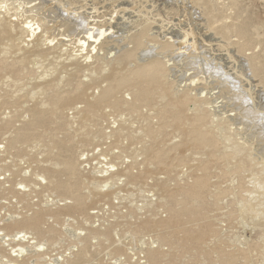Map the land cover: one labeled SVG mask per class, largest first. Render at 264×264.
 I'll use <instances>...</instances> for the list:
<instances>
[{
    "label": "rangeland",
    "instance_id": "1",
    "mask_svg": "<svg viewBox=\"0 0 264 264\" xmlns=\"http://www.w3.org/2000/svg\"><path fill=\"white\" fill-rule=\"evenodd\" d=\"M3 1L6 2L2 4ZM196 1L197 0L0 1L2 6L5 5L6 7H8L9 10H7V12L10 14H13L15 13V11L19 10V12H22L21 3H25L24 5L27 4V6H31V8L27 9L28 12H25L23 16L24 18L21 17L22 20H38L39 22L41 21L42 24L46 25L51 23L48 26H52L53 31L51 30L52 32L50 31L48 33L51 36H48L47 34L46 38L55 37L54 42H58L57 46H55L56 48L60 47L59 38H61L60 34H62L63 30L62 25H64L67 21L69 22L70 17H72L73 20L74 15H78L80 17L79 20L82 22V25L77 31V27H75L76 25H74L73 23L71 24V26H69V30H71L70 32L72 33L79 34V37L85 35L88 29L87 25L90 24L102 26L104 29H108V32H110L106 44L108 46L104 47V50H102L103 53H101L102 51L100 50L97 52L98 54H95L94 56L92 55V59L94 58V61L90 60L91 58L85 60L83 55L82 58L80 57V55L75 56L73 52H71L72 54L66 52L67 50L59 51L61 50L60 48L58 50L55 48V51L49 50V48L47 49V47L50 46L48 45V40H46L42 45V49H44L45 52L49 53L47 56L48 58L46 57V59L44 60L39 58H36V60H34L33 58H30L24 64L26 65V69L22 72L19 70L20 64H23L22 54L24 50L16 51V48H12L11 46H9L8 50H6L4 46H0V65H2L0 66V69H3L0 70V179L1 177H4L6 175L4 173H8L11 177L12 182V184H8V188H6L5 186L4 188H0V203L11 200V203H8V205H6L5 207H0V223L1 221L7 223L11 221L13 217L14 219H16L15 217L17 216H29L30 214L32 215L36 209H38V212L43 210L44 213L52 214L54 216L60 213V218H49V223L47 222L45 226L43 225L44 228L49 229V226H51V228L54 229V234L50 232V236H47L49 232L43 230L41 231L40 228V223L43 224L45 219L43 216L44 213L40 212V214L36 213L34 215V218H36L39 222V239L45 237L44 239H47L49 243L50 241H55V239H57L55 238L56 236H53L55 235V233L56 235L62 236L65 234V236L63 237L59 236V239H61L59 241L60 248L58 247V245H56L58 248L54 249L55 251L62 253L68 245L70 246L69 243L84 241L87 239L88 245L90 246H88V248L90 249L88 250V256H86L84 259L76 261L74 264H111L112 262H114L115 264L117 258H124L126 260L124 264H130V261L134 259V255L133 253H131V251H129L128 247L137 249L141 246H139L137 242L131 239L132 236L129 235V232L134 228L133 222H138L143 218L136 219L139 217L135 216V221L131 222L132 219H130V216H128L127 219L125 218L126 215L113 216V214L110 212H100L96 209V207L99 208L106 205L107 202L111 200V195L108 194V197V191L104 192L99 190V186H97V183L98 185L100 183L97 181V179L95 177L93 178V176L91 177V175L89 174L82 173L76 161L78 160L80 151L84 150L85 148H91L93 143L97 145L100 142L99 144H101L104 142V139L103 137L100 138L101 136L99 135H101V133L98 134L97 138L95 139L94 136H92L94 134V131L92 130L93 132L90 136L94 138L93 140H91L92 142H88L89 144L85 143L84 146H81L79 142L81 141V135H83L82 132L84 133L85 131L81 132L80 130L81 133L79 132L81 123H78L77 118L74 116L78 115L77 110L80 111V107L81 110L83 109L82 106L85 105L84 102H92V99L99 98L102 92V88H104L108 83V80L106 81V78L110 74L112 75V72L116 71L119 74L128 75L131 73L130 71L134 69V66L136 65L135 63L143 64L147 61H151L153 59L155 60L156 58L158 59L159 57L160 59L158 60L165 62V65L167 63L166 69L169 68L167 69L166 79H168L170 85L173 86V94H169L170 96L167 95L166 99H163L164 101H161L158 97H156L154 100L146 103L140 102L139 104L135 105L138 107L134 106V110L131 111L129 110L130 108L127 107L126 103H132V101L134 100L132 99L133 95L131 94L129 88L122 87L115 93V98L118 99V101L121 103L120 108H110V105H107L105 102L100 105V110L103 109L104 112L101 118H103L104 115L105 118H107L106 114L109 115L110 113H112L111 110L114 109V111H112L114 112L113 114L115 116L119 114V116H117L118 118L121 117L122 121L124 120L126 123H129V125L132 124L130 126L127 125L128 127L124 128L122 133L124 139L120 144L117 143V146H119V148L121 147V153L116 154V156L114 157L115 161L113 162H120L119 164L123 165L121 166L123 167L122 170L124 169V171H126L125 174L127 173V170L129 168L132 175L137 177L140 176L139 179L137 177H135V179L133 176L128 174L130 178L132 177L135 180L143 181L144 179H148L153 176L159 179L156 181L160 183L159 192L163 196L161 200L162 206H165V200H167L169 196L171 199H173V201L179 202V198L181 197V189L179 188H182L183 185L190 184V182H192L194 179H197L199 176L200 179L203 178V180H207L205 181L207 185L205 184V187H202L203 193L199 194L201 196H198L202 206L199 210L200 213H198L194 221L188 222L183 219L179 220V218L177 219L175 216H173V218H171V226H167V228L164 226V228H166V231L169 230L167 231V233L169 232L168 235L172 238L171 240H168V243L163 242V246H165V248L164 252L162 253L169 256L166 259L172 261L175 259L176 264H199L200 262V264H219V260L216 256L220 254L219 252L223 251V256L226 253L224 256L226 259L229 258L230 255H234L230 257L233 264H264V165H261V167L260 164L254 165V163H256L257 161H259L257 163H260L261 161V164H264V157H262L264 156V0ZM41 4L42 7L40 6ZM6 9L7 8H5V11ZM10 9L12 12H10ZM69 9L73 10L71 15H67V13L65 12V10ZM52 19L55 20L53 21ZM58 29L59 31H57ZM82 30L83 32H81ZM141 30H145L146 32L142 48L144 49L149 47V51L143 52V50L140 49L135 54L136 57H134L130 62L126 64H121V62L116 63L119 60H117V58L115 57H118L119 59V56L122 54L120 53V51L122 52L125 51L126 48H130V38L132 37V35ZM18 36L19 35H17L16 38ZM62 42L70 43L66 41ZM30 44L31 42H27L26 44H22V47H24V49H27L28 47L31 48L32 44ZM166 44H168L167 46L173 44L174 47L177 48L178 46L180 49L184 48L185 51L184 53L177 55L178 48L175 52H170L172 50H170L169 48H165V50H162L163 53L159 50L162 54H155V51H157L160 46H164ZM25 45H27L28 47H25ZM117 45H120L118 47V50H116L115 47ZM72 46H74V44H71V47ZM86 51H88V49ZM109 51L111 52V54ZM54 52L57 53L55 54ZM78 52H82V54H84V50ZM60 53H64L65 55L62 54L64 55L62 56L60 55ZM52 54H55V56ZM78 54L79 53H77V55ZM96 55H98V57ZM101 56H103V59H99L102 58ZM169 56L172 57L169 59ZM57 57H59L60 60H58L59 58ZM61 57H63L65 60ZM67 59L69 60V62L67 61ZM70 60L71 63H74V61L76 62V60L77 62L82 63L80 65L81 71L77 72V74H73V81L76 84L81 83L80 85L83 88L82 90L84 94L82 96L72 98L70 101H68V104L66 103V105L63 106L62 111L56 114V116H53L54 120L52 117H48V120L45 123H38L33 126V118L35 119L37 115L35 113L38 108H40V105H38V103L40 104V102L45 101V88L43 89V86H46L51 82L59 81L60 86L58 89H60L61 95H66L69 92L67 89H65L62 82H64V79L69 76L72 66H70V68H67L66 66L70 64ZM62 61L64 62L62 63ZM106 64H108V66ZM171 64H173L174 66ZM193 71L196 75H194L193 73H189ZM186 73H189L188 76ZM201 77H203V79ZM199 78L201 79L199 80ZM195 81H197L198 83ZM191 83L193 84L191 85ZM221 92L227 94L222 95ZM189 93H191V96L189 95ZM180 94L182 96H187L188 99L189 97L194 98H191L184 106L183 115L188 124L190 123V125H195V123L193 122V117H195L196 115L215 113L213 115L214 121L212 123H210V120H208V118L207 121L204 122V126L196 124V127L197 125L200 127H193L194 130L199 129L198 131L202 132H209L213 129L215 133H217L216 137H214L215 141L217 140L215 142V145H212L211 143H199L194 139L182 142L184 136L183 131L178 129V127H176L174 122L171 120L170 115L164 114L163 111L165 108V104L167 102L169 103L173 99L179 98L181 96ZM218 94H220V97L218 96ZM229 94H235V97L240 101V105H242L243 107H253V105L255 106L256 104L257 106H255L254 108V119L251 116L245 115L240 106H237L236 104L235 106L233 100H230ZM204 95L207 96L205 97ZM200 96L204 97L205 100L199 98ZM216 96L218 97L216 98ZM250 97L253 98L255 104H252L250 102ZM206 100L208 103L206 102ZM203 101H205V103L207 104H205ZM193 102L196 105H194ZM202 104H204V106ZM212 104H214L215 106ZM76 105L79 108H77ZM74 106L76 110H74L75 108H72L71 110L70 107ZM211 107L213 110L211 109ZM137 108L139 110L135 111L137 110ZM206 108H209V110ZM105 110H110V113H107L109 111L106 112ZM260 110H263V113H261ZM73 112H75L76 114ZM230 112L232 113L230 114ZM100 114H102L101 111ZM113 114L111 115L113 116ZM101 118L99 119L100 121H98V123L94 126V128L98 129V127H100L97 125H100V122L102 123V121L104 120V118ZM223 118L225 119V124L223 123V121H221ZM120 122L121 121H118V125L120 124ZM70 123L72 124L71 126L69 125ZM218 123L222 126H218ZM221 123H223L224 126ZM226 123H232L234 125H227ZM215 124L217 126H215ZM225 125H227L228 129ZM74 127H76V130L73 129ZM224 128L226 130H224ZM74 133L78 134L75 135ZM16 138L17 140H15ZM228 138L230 140L235 138L239 143H248L247 145L249 147L251 145V160L254 159L255 162L252 165L248 159L246 160V173H241L240 171L235 172L234 169H232L234 167V160L230 158H228L229 160H226V158L223 156V151L226 150L224 146L228 145ZM60 140L61 142L67 144L63 149L59 148L61 149V152L60 150L58 151V147L56 146V141ZM42 145H48L49 148H44L42 147ZM51 145H53L52 148H50ZM100 148L104 151L103 146H101ZM176 151L179 152V154L177 155L178 157L174 156ZM226 151L228 152V150ZM156 153L159 154V158H162L161 163H159L160 161H156L154 156ZM210 154H215L216 156L212 155L210 158ZM112 155L113 152L110 151V156ZM258 155H262L261 158H259ZM134 158H136L135 161L137 163L133 161ZM217 158H219L220 160H217ZM255 158L259 160H256ZM46 159H52V161L54 162H60L61 160L65 159L70 164L71 173L74 176V190L75 192L77 191L78 194H81L86 203L84 210H79V212L76 214L70 210H65V207H59V209L58 207L52 208L36 205L33 204L32 195L28 196L18 194L16 193V191H12V188L15 187V182L21 180L26 181L25 183L28 184L32 183L30 186L34 189L33 186L36 185L34 180L35 178L30 176V174L34 171L40 173V171L34 170L35 168H33L32 166L34 165L35 160L45 162ZM213 159L215 162L213 161ZM122 161L124 162L122 163ZM125 161L128 162L125 163ZM193 162L195 164H193ZM199 162L201 163V165ZM22 163L26 165V170L23 169L24 166ZM129 163H134L133 167H128ZM200 166L203 167V169ZM205 166L211 167H207L209 168L208 171L205 170L204 172V169H207ZM134 167L136 173H134L135 171L131 172V170H133L131 168ZM184 167V171L181 170ZM122 170L121 173L123 172ZM206 172L207 174H205ZM178 174L185 175L181 177L183 179L186 178L185 180L181 181L182 183L179 182L181 178L176 183H174L173 180L164 182L168 176L174 178V180H177L176 178ZM189 176L190 178L188 180ZM204 176L210 178H204ZM163 178L165 179L163 180ZM86 180L87 182H92L95 180L94 184H92L95 189V196H93V198H87L86 191L83 189L85 187V184H87ZM203 180L201 179L200 181ZM170 182H173L172 185L170 184ZM117 184L118 183H116L115 185L117 186ZM120 184L123 183L121 182ZM177 186L179 187L176 188ZM189 186L190 185H188L185 189H187ZM178 189L179 191H177ZM49 190L53 193V190L50 187ZM169 193L173 194L170 195ZM36 194L38 195V193ZM126 194L130 198H132L130 189L126 191ZM53 195H57L58 198L67 197L66 195L60 194L58 192ZM136 198H138L137 195ZM120 202L127 207L130 205L128 202H126L125 198ZM129 202H132L131 199ZM249 204L253 206L252 210L249 209ZM172 205L171 208L174 209L175 206ZM246 208H248V211H246ZM48 210L54 211V213H49ZM97 211L99 212L95 217V214H92V212L95 213ZM230 212H232V214ZM66 213H69L71 216H69L68 214L66 215ZM38 214L41 218L38 216ZM129 214L133 216V211H129ZM199 214H201V216ZM229 214H231L232 216ZM66 216H69L70 219H66ZM158 216L161 217L162 215L160 216L156 214V217ZM71 217L74 218V221ZM174 217L176 219H174ZM161 218L163 220L165 219V221L162 222L163 225L165 222V224L168 223L167 220L169 217L165 210L164 215ZM88 222L89 226H87ZM92 222H94L97 227H99V225L103 222L100 226L102 228L99 227V231L102 232L103 226H106L104 227V230H107L109 232L110 239L104 241L98 240L96 237V233H98L99 231H97V227L96 229L94 228L95 224H92ZM175 222L176 224L174 227ZM183 224L187 225H184V227ZM69 225H71V228L69 227ZM92 227L96 231H93ZM186 227L190 228L189 230L193 232L191 234L194 237L192 238V242L190 245L186 243V241L183 242L186 243V246H188L187 249H183L178 245L181 244V239L186 237L185 235H183L184 233H182L184 229H188ZM205 228H212L211 235H208V233H203V231L205 232ZM65 229L68 230L65 231ZM76 229L77 231H75ZM88 229L93 231L96 236L91 233L94 236L93 237L90 232L88 233ZM110 229L112 230L110 231ZM7 230L10 233L13 229L7 228ZM140 230L141 232L137 235L138 237H141L143 235H153L157 240V235L154 231L148 232L145 228L142 227ZM76 232L77 236L75 237L74 235L76 234ZM84 232L88 233L89 235L85 234ZM198 232L200 234H198ZM196 234H198V236L200 235V237H198ZM68 235L71 237H69ZM175 235L177 236V238H175ZM189 236L190 235H188V237ZM48 237H50V240H48ZM203 237H205V239H203ZM75 238L82 239H77V241L74 240ZM198 238H200V241ZM90 240L92 242H90ZM117 240L119 243H116ZM75 245L76 247H78L77 249L76 247L75 249H73L72 247L70 248L73 249L72 252L75 251L78 253L79 246L76 243ZM256 245H261V248L257 247ZM257 248H259V251L257 250ZM75 252L74 254L76 255L77 253ZM228 252H230V255L227 254ZM155 253L160 252L156 251ZM145 254L147 257L148 254L146 251ZM193 254L197 255L195 257H192L191 259L190 257ZM71 257L72 255L70 256V258ZM57 258L58 256L55 259H50L57 260ZM62 258L63 257H60L58 261H54L53 263H62ZM69 260L68 262H71ZM46 261L43 263L50 264L48 257ZM136 262L137 259H135V264ZM30 263L33 264L35 262ZM38 263L41 264V262ZM53 263L51 262V264ZM170 264L175 263L173 261Z\"/></svg>",
    "mask_w": 264,
    "mask_h": 264
},
{
    "label": "bare ground",
    "instance_id": "2",
    "mask_svg": "<svg viewBox=\"0 0 264 264\" xmlns=\"http://www.w3.org/2000/svg\"><path fill=\"white\" fill-rule=\"evenodd\" d=\"M0 1H2V0H0ZM197 1H199V0H197ZM5 2L3 1L2 4L5 3ZM11 2H12V0H11ZM2 4L0 2V46H4V48L6 50H8L9 46H11L12 48H16V51L24 50L23 54H22L23 55L22 56L23 64L22 63L20 64V70H19V71L22 72L23 70L26 69V65H24V64L30 58H33L34 60H36V58L37 59L38 58L39 59H43V60L46 59V57L48 56L49 53L45 52L44 49H42V45L45 43L46 40H48V45L50 47H53V48L47 47V49L49 48V50H54L56 48L55 46H57L58 42H54V38L55 37L54 38H50V37L46 38V35L53 29L52 26H48L51 23L46 25V24H42L41 21L39 22L38 20H33V19L30 20V21L25 20V19L22 20L21 17L24 16L25 12H28L27 9L31 8V6H27V4L24 5L25 3L24 4L21 3L22 12H19L20 11L19 10V11H15V13H13V14H10V13L7 12V10H9L8 7H6L5 5L2 6ZM6 4H8V3H6ZM40 6L42 7V4ZM5 8H7L6 11H5ZM18 8H19V6H18ZM38 8H40V7H38ZM72 11L73 10H70V9L69 10H65L67 15H71ZM10 12H12L11 9H10ZM54 14H55V12H54ZM79 19H80V17L78 15H74L73 20H72V17H70L69 18V22L67 21V22H65L64 25H62V29L63 30H62V34H60L61 38H59V43H60L59 44V46H60L59 48L61 50H59V51L67 50L66 52H69V53L73 52L75 54V56H79L80 55V57L82 58V55H83L85 60H87L88 58H91L90 60L94 61V58L92 59V55L94 56L95 54H98L97 53L98 51H100V50L102 51V50H104L105 46H108L106 44H107L110 32H108V29H104L102 26H98V25H95V24H90V25H87L88 29L86 28L87 31H86L85 35L83 34L84 36L79 37L80 36L79 34L72 33V32H70L71 30H69V28H70L69 26H71V24L74 23V25H76L75 27H77V31H78V29L82 25L81 24L82 22ZM47 21H49V20H47ZM56 21H57V19H56ZM50 22H52V21H50ZM52 23H54V22H52ZM56 26H59V25H56ZM83 28H85V27H83ZM57 31H59V29ZM73 32H74V30H73ZM81 32H83V30ZM145 33H146L145 30H141V31H138L137 33H135L134 35H132V37L130 38V42H129V43H131L130 48H126V50L122 51V52L120 51V53H122V54L119 56V59H118V57H115V58H117V60H119L116 63L121 62V64H126V63L130 62L134 57H136L135 54L140 49H142L143 52L144 51H149V49H150L149 47H148L149 49L148 48H144V49L142 48L143 44H144V38L146 36ZM17 35H19V36L16 38ZM48 36H51V35L48 34ZM62 41H66V42H70V43H65V42H62ZM27 42H31V44H32V45L30 44L31 48L28 47L27 45H25V47L27 46L29 49L28 48L24 49V47H22L23 46L22 44H26ZM71 44H74V46L71 47ZM28 45H29V43H28ZM167 45L168 44H166L164 46H160V48L157 51L160 50L162 52V50H165V48H167V49L169 48L170 50H172L170 52H175V51H177V48H178V53L176 52L177 55L178 54H182L185 51L184 48L180 49L178 46L176 48V47H174L173 44H171L169 46H167ZM112 46H114V45H112ZM119 46L118 45L115 46L116 50L119 49L118 48ZM154 47H155V45H154ZM59 48H56V49L58 50ZM81 49L84 50V54H82V52H78V51H82ZM87 49H88V51H86ZM109 49H111V48H109ZM116 50H115V52H116ZM157 51H155V54L156 53H160V54L163 53V52L161 53L160 51L159 52H157ZM164 52H166V51H164ZM77 53H79V54L77 55ZM101 53H103V51ZM55 54H52V55L55 56ZM62 54H64V53H60V55H62ZM71 54H70V56H71ZM110 54H111V52H110ZM64 55H62V56H64ZM99 55H100V52H99ZM102 55H104V54H102ZM171 55H172V53H171ZM96 56L98 57V55H96ZM101 57L102 58H99V59H103V56H101ZM171 57L169 56V59ZM57 58H59V57H57ZM61 58H63V57H61ZM52 59H54V58H52ZM158 59H160V58L158 57ZM158 59L156 58L155 60L153 59V60L147 61V62H145L143 64L142 63L141 64L135 63L136 65L134 66V69L132 71H130L131 73L128 74V75H122V74H119L116 71L112 72V75L110 74L106 78V81L108 80V83H107V85L104 88H102V90H101L102 92H101V95L99 96V98L92 99L93 100L92 102H89V101L84 102L85 105L82 106L83 109L81 110V107H80V111L77 110L78 115L74 116V117L77 118V122L81 123V125L79 127L80 128L79 132H80V130H81V132L85 131L84 133L82 132L83 135L80 134L81 132L79 133L81 135V141L79 139L78 140L80 142L77 140L81 144V146L82 145L84 146L85 143L87 144L88 142H92L91 140H93L94 138L96 139L97 135L100 134V133H101V135H99V136H101L100 138L103 137V139H104V140L102 139L104 141L103 143L99 144L100 143L99 142L97 145H95L94 143L93 144L91 143L92 144L91 148H87V149L85 148L84 150L80 151V153L78 155V160L76 161L77 164L79 165V169H81L82 173L89 174V175H91V177L93 176V178L95 177L97 179V181L100 183L99 185L97 183V186H99V188H98L99 190L104 191V192L108 191L107 195L108 194L111 195V200L109 202H107L106 205H104L102 207H99V208L96 207V209L99 210L100 212H102V211L110 212V213L113 214V216H119V215L125 216L126 215L125 218H127V219H128V216H130V219H132L131 222L135 221L134 220L135 216L139 217V218H136V219H142L143 218L142 220H140L138 222H133L134 223L133 224L134 228L129 232V235L132 236L131 239L133 241L137 242L138 244H139V242H142V243H145L146 245H148V243H150V241H151V242H153V244L155 243V245H156L155 248H151V247L148 248L146 250L148 256L146 257V254H145L144 258L141 257V258L137 259L136 264H170L173 261L176 264V260L175 259L173 261L169 260V259H166L169 256H167L166 254L162 253V252H164V248H165V246H163L164 243L165 242L168 243L169 242L168 240L172 239L168 235L169 232L167 233V231H169V230L166 231V228H167V226H171L170 223H172L171 222V218H173V216H175L177 219L179 218V220L183 219V220H186L188 222H193L194 221V219L197 217L198 213H200L199 210H200V208L202 206L201 205V201L199 200L198 196H201L199 194L203 193L202 187H205V184H206L205 181H207L206 179L203 180V178H201L203 181H200L201 180L200 176L197 179H194L192 182L189 181L190 184H187V185L185 184V185H183L182 188H179V189H181V191H180L181 192L180 193L181 197L179 198V202L173 201V199H171L170 196H169V198L167 200H165V206H162L161 200H162L163 196L159 192V186H160L159 184L160 183L158 181H156V180H159V179H157V178H155L153 176V177H150L148 179H144L143 181L135 180L136 179L135 177H137V176L132 175L130 173L129 168L127 170V173L125 174L126 171H124V169L122 170L123 167H121L123 165L119 164L120 162H118V163L117 162H113V161H115L114 157L116 156V154H120L121 153V150H120L121 147L119 148V146H117V143L120 144L123 141L124 136L122 135V133H123L124 128L128 127L127 125H129V123H126L124 120L122 121L121 117L118 118L117 116H119V114L115 116L113 114L114 113L113 112L114 109H112L113 111L110 109L112 113H110V110H107L109 112H107L105 110L107 113H110V114L108 115V114L105 113L107 118H105V115H104V117H103L104 120L103 121L101 120L102 123L100 122V125H97V126H100V127H98V129L94 128V126L98 123V121H100L99 119L102 117V115L104 113L103 109L100 110V105L103 102H105L107 105H110V108H115V109L120 108L121 103L118 101V99L115 98V93L122 87L129 88L131 94L133 95L132 99H134V100L132 101V103L131 102L129 104L126 103L127 107L130 108L129 110H131V111H133L134 110L133 107L135 105L139 104L140 102L146 103V102H149L151 100H154L156 97H158L159 100L164 101L163 99H166L167 95L174 93L173 86H171L170 83L168 82V79H166V77H167V74H166L167 73V69H169V68L166 69L167 63L165 65L164 64L165 62H162L161 60H158ZM58 60H60V58ZM82 60H84V59H82ZM67 61L69 62L68 59H67ZM93 61H92V63H93ZM63 62L64 61H62V63ZM88 63H90V62H88ZM105 63H108V62H105ZM81 64L82 63L77 62V60H76V62L74 61V63H71V60H70V64H68L66 66L67 68L68 67L70 68V66H72L71 70H70V73H69V76L66 79H64L65 81L63 80L64 82H62L64 87H65V89H67L69 91L66 95H61L60 89H58L59 86H60L59 85V81L58 82H51L50 84H47L46 86H43V89L45 88V91H44L45 92V94H44L45 95V101L40 102V104L38 103V105H40V108H38V110L35 113V114H37L36 117L33 115L35 117V119L33 118V120H34L33 126L35 124H38V123L39 124L45 123L48 120V117H52L53 118V116H56V114H58L59 112L62 111L63 106H65L66 103L68 104V101H70L72 98L79 97V96H82L84 94L83 90H82L83 88L80 85L81 83L80 84H76L73 81V74H75V73L77 74V72L81 71V66H80ZM173 64H171V65H173ZM106 65L108 66V64H106ZM0 66H2V65H0ZM6 67H8V66H6ZM169 67H170V65H169ZM0 70H3V69H0ZM189 73L190 74L191 73L194 74V71L193 72H189ZM189 73H186L187 76H188ZM194 75H196V74H194ZM203 77H201V78L203 79ZM201 78H199V80ZM190 80H192V79H190ZM194 80H196V79H194ZM199 80H198V82H199ZM173 81H174V79H173ZM195 82H197V81H195ZM174 84H175V82H174ZM192 84L193 83H191V85ZM60 88H62V87H60ZM180 89H178V90H180ZM184 92H186V91H184ZM221 93H222V95L227 94V93H224V92H221ZM190 94L191 93H189V95ZM185 95H186V93H185ZM185 95L184 96L181 95L179 98L173 99L169 103L167 102L165 104V106H164L165 108L163 107L164 108V110H163L164 114H169L170 118L174 122L175 126L178 127V129H180L181 131H183L184 136H183V139H182L183 141L182 142H185L187 140L190 141V139H194V140L198 141L199 143H204V144L211 143L212 145H215V142L217 140L215 141L214 137H216L217 133H215V131L213 129H212V131H209V132L198 131L199 129L198 130H194V128L196 127V124H200V125L204 126L205 125L204 122L207 121L208 118H209L208 120H210V123H212L214 121L213 120V118H214L213 115L215 113L214 114L213 113L212 114L211 113L210 114L206 113V114H202V115H196L195 117H193L194 118L193 122L195 123V125L194 124L190 125V123L188 124V122H186V120L184 118L183 111H184V106L187 104V102L192 97L191 98L189 97V99H188V97L185 96ZM219 95L220 94H218V96ZM218 96H216V98ZM226 96H228V95H226ZM226 96H224V97H226ZM199 98H202V99L205 100L204 97L200 96ZM226 98H228V97H226ZM229 98H230V100H233L234 105L236 104L237 106H240V108L245 113V115L251 116L254 119V108L257 105L253 101V98L250 97V99H249L252 104L253 103L255 104V106L253 105V107H247V106L243 107L242 105H240L241 103L235 97V94H229ZM192 99H194V98H192ZM208 99H210V98H208ZM207 100H206V102H207ZM126 101H129V100H126ZM203 102L205 103V101H203ZM207 103H205V104H207ZM193 104L196 105L194 102H193ZM202 105L204 106V104H202ZM212 105H214V104H212ZM76 107H77V105H76ZM135 107H138V106H135ZM70 108L72 110V108L74 109L75 106L74 107H70ZM77 108H79V107H77ZM106 108H108V107H106ZM209 108H210V106H209ZM209 108H206V109L209 110ZM211 109H212V107H211ZM230 109H229V111H230ZM232 109H233V107H232ZM260 109H263V108H260ZM74 110H76V108ZM138 110L139 109L137 108V110H135V111H138ZM100 111H101L102 114H100ZM260 112L263 113V110H260ZM73 113H75V112H73ZM231 113L232 112H230V114ZM111 114H113V116ZM230 114H228V115H230ZM234 115H235V112H234ZM103 118H101V119H103ZM234 118H233V120H234ZM240 118H241V116H240ZM53 120H54V118H53ZM168 120H169V118H168ZM191 120H192V118H191ZM224 120L225 119L223 118L221 121H223V123H224ZM118 121H121L119 125H118ZM227 122H229V121H227ZM219 123H218V126H222ZM223 123H221V124H223ZM224 124H223V126H224ZM226 124L229 125L230 123H226ZM69 125L71 126L72 124L70 123ZM130 125H132V124H130ZM227 125H225V126L227 127ZM230 125H234V124L231 123ZM215 126H217V125L215 124ZM113 127H115V128H113ZM197 127H200V126L197 125ZM75 128L76 127H74L73 129H75ZM207 128H211V127H207ZM227 129H228V127H227ZM92 130L94 131V134L92 135V136H94V138L90 137L92 132H93ZM125 130H127V129H125ZM148 130H149V128H148ZM224 130H226V129L224 128ZM76 134H78V133H76ZM95 134H96V136H95ZM222 135H225V134H222ZM222 137H224V136H222ZM19 138H20V136H19ZM100 138H98V139H100ZM15 140H17V138ZM227 141H228V145L224 146V148H226V150H228V152L226 150L223 151V154H224L223 156L226 158V160H229L228 158L234 160V167L232 169H234L235 172L240 171L241 173H243V172L246 173L245 172V171H247V169H246V166H247L246 160L248 159L251 162L252 165L255 162L254 159L251 160V156H252V154H251L252 153L251 145L249 147L247 145L248 143L247 144L245 142H240L239 143L235 138H233L231 140L228 138ZM52 143H53V141H52ZM66 145L67 144H65L64 142H61V140L60 141H56V146L58 147V151L60 150V152H61V149H63ZM52 146L53 145H51L50 148H52ZM101 146L104 147V151L101 150V148H100ZM42 147L49 148L48 145H42ZM176 147H178V146H176ZM257 147H258V145H257ZM59 148H61V149H59ZM4 151H5V149H4ZM110 151L113 152L112 156H110ZM212 152H213V150H212ZM94 153H96V154H94ZM97 153H98V155H97ZM178 154H179V152L176 151L174 156H177ZM158 155L159 154H157V153L154 155L155 159H156V161H160L159 163H161V159L162 158L161 157L159 158ZM212 155H215V154H210L209 157L211 158ZM258 156H259V158H261L262 155L261 156L258 155ZM262 157H264V156H262ZM214 159H213V161H214ZM218 159L219 158H217V160ZM135 160H136V158H134L133 161H135ZM256 160H259V159H256ZM93 161H95V162H93ZM123 162L124 161H122V163ZM127 162L128 161H125V163H127ZM164 162H166V161H164ZM257 162H259V161H257ZM257 162L254 163V165L260 164V167H261V165H264V164H261V161H260V163H257ZM92 163H93V168L90 169V171L88 172L86 167H89V165H92ZM22 164L24 166L23 169L26 170V165L24 163H22ZM133 164L129 163L128 167H130V166L133 167ZM193 164H195V163L193 162ZM138 165H139V163H138ZM200 165H201V163H200ZM32 167L35 168L34 170H39L40 171V173H37L36 171H34V172H32L30 174V176L35 178L34 180H35L36 185L35 186L32 185V186L34 187V189L37 190V192H36V190H34L30 186L32 183L28 184V183H25L26 181H23V180L15 182L16 184H15V187L12 188V191H16V193H18V194H23V195H28V196L32 195L33 204L40 205V206L52 207V208H55V207H58V208L62 207L63 208V207H65V210H67V211L70 210V211H72V212H74L76 214L79 212V210L82 211V210L85 209V206H86L85 205L86 204L85 200L81 196L80 193L78 194V192L76 191L77 192L76 193L75 190H74V184H73L74 176L71 173L70 164L65 159L61 160L60 162L59 161L54 162V161H52V159H49V160L46 159L45 162L38 161V160L36 161L35 160L34 161V165ZM207 167H209V166H207ZM201 168L203 169V167H201ZM209 168L204 169V172H205V170L208 171ZM131 169H133V170H131V172L135 171L134 170L135 167L131 168ZM147 169H148V167H147ZM183 169H185V167L182 168L181 170H183ZM121 170L123 171L122 173H121ZM198 170H200V169H198ZM201 171H203V170H201ZM194 172H195V170H194ZM27 173H29V172H27ZM134 173H136V171ZM4 174H6V175L4 177H1V179H0V188H4V186L6 188H8L10 183L12 184L10 175L8 173H4ZM128 174L133 176L135 179L132 178V177L130 178ZM205 174H207V172ZM140 175H142V174H140ZM163 176H165V175H163ZM182 176H185V175L178 174V176L176 178L177 180H174V178L168 176L164 182L173 180L174 183H176L178 180H180V178ZM206 177L207 176H204V178H206ZM137 178L139 179L140 176L137 177ZM189 178H190V176L188 177V180H189ZM207 178H210V177H207ZM164 179L165 178H163V180ZM185 179L186 178H184V179L181 178V180L179 182H181V181H183ZM94 181L87 182V180H86L87 184H85V182H84L85 187L83 189L86 191L87 198H93V196H95V189H94V187L92 185V184H94ZM121 182H124V183L120 184ZM116 183H118L117 186L115 185ZM172 183L173 182H170L171 185H172ZM124 185H127V186H124ZM188 185H190V186L187 189H185ZM49 187L53 190V193L49 190ZM178 187L179 186H177L176 188H178ZM206 187H208V186H206ZM129 189L131 190L133 198H130L126 194V191L129 190ZM179 189L177 191H179ZM56 192H58L60 194H63V195H66L67 197L58 198L57 195L56 196L53 195ZM36 193H38V195ZM138 194H141V195L150 194L151 195L150 196L151 200L150 201H146L144 205H136V206H133L132 208H129V209L125 208L126 211L123 212V208H120L118 206L117 201H121L122 199L124 200V198H125V200L127 202H129L130 199L133 202L134 199H137L136 195H137L138 198L143 200L144 198L142 196H139ZM171 194H173V193H171ZM105 195H106V193H105ZM109 195H108V197H109ZM147 199H148V196L145 197V200H147ZM68 204H70V205H68ZM172 204L175 206L174 209L171 208ZM248 207H249V209L252 210L253 206L251 204H249ZM26 209H30V208H26ZM131 210L133 211V216L129 214V211H131ZM164 210L168 214L169 218L167 220L168 223L165 224L166 223L165 222L164 225H163L162 222L165 221V219L163 220L161 217L164 215ZM99 211H97L95 213L92 212V214H95L94 216L96 217L97 213ZM246 211H248V208H246ZM40 212H43V210L40 211ZM40 212H38V209H36L35 212H33L32 215L30 214L31 216L30 215L29 216H26V215L25 216L24 215L23 216H17V217H15L16 219H14V217H13V219L11 221L7 222V223H5L4 221H1V223L2 222L3 223L2 224L0 223V264H2V263H4V264H31L30 262H35L33 264H40L38 262H41V264H44L43 262L46 261L47 257H48V260H49L50 264H51V262L53 263L54 261H58V259H60V257H63L62 258V263H58V264H74L76 261L84 259L86 256H88V250H90V249L88 248L89 245H88V240L87 239L84 240V241L69 243L70 244V246L68 245L69 248L67 246L66 249L63 252L61 251L62 253L57 252L54 249L58 248L59 245H60L59 241L61 239H59L60 238L59 236L63 237V236H65V234L62 236V235H56V233H55V235H53V236H56L55 238H57V239H55V241L54 240L50 241L52 243H50V242L48 243L47 239L46 240L44 239L45 238L44 236H43L44 238H40L39 239L38 238V233L40 231L39 222H38V220L36 218H34V215L36 213L40 214ZM48 212L49 213H54V211H51V210H48ZM230 213L232 214V212H230ZM39 214H38V216H39ZM44 214H43V216H44L45 219H44L43 224L40 223V228H41V231L43 230V231L49 232L47 234V236H48L50 234V232H52L54 234V229L51 228V226H49L50 227L49 229L48 228H44V226L46 225L47 222L49 223V218H52V219L53 218H56V219L60 218V213L56 214L55 216L52 215V214H47V213H44ZM67 214L69 216H71L69 213H66V215ZM156 214L160 215V216L162 215V216L161 217L158 216L159 217L158 218V217H156ZM231 214H229V215H231ZM153 215H155V216H153ZM199 215L201 216V214H199ZM69 216L68 217L66 216V219H68V218L70 219ZM7 217H8V215H7ZM175 217H174V219H176ZM4 218H6V217H4ZM72 219L74 221V218H72ZM0 220H1V218H0ZM67 221H69V220H67ZM176 222L174 223V227H175ZM88 224H89V222L87 223V226H89ZM92 224H95V223L92 222ZM101 224L99 225V227L101 226ZM159 224H161V225H159ZM184 225H187V224H183V226ZM70 226L71 225H69V227ZM164 226L166 228H164ZM96 227L97 226L95 224L94 228L96 229ZM99 227H97L98 228L97 231L100 230ZM104 227H106V226H103V230L101 229L102 232L99 231L98 232L99 234L96 233L97 236L93 232V231H96V230L93 229V227H92L93 231L88 229L89 230L88 233L90 232V234L91 233L94 234L97 237L98 240H101V241L109 240L110 239L109 232L107 230H104L105 229ZM141 227L145 228L148 232H151V231L153 232L154 231L156 233V235H157V240L154 238L153 235H143L141 237H138L137 235L141 232V230H140ZM7 228H10V229H13V230L9 233V231H8L9 229L7 230ZM100 228H102V227H100ZM179 228H181V227H179ZM186 228H188V227H186ZM58 229H59V227H58ZM189 229L190 228H188L186 230L184 229L183 232L181 231L182 233H184L183 235H185L186 237L181 239L182 240L181 244L178 245L180 248L187 249L188 246H186L185 244L188 243L190 245L191 242H192V238L194 236L191 234L193 232L191 230H189ZM61 230H63V229H61ZM66 230H68V229H65V231ZM80 230H81V228H80ZM82 230H83V228H82ZM111 230L112 229H110V231ZM75 231H77V229ZM211 231H212V228L211 229L210 228H205V232L203 231V233H208V235H211ZM78 232H79V230H78ZM86 232H87V229H86ZM86 232H84V233L88 234ZM198 234H200V233L198 232ZM198 234H196V235L198 236ZM91 235H90V237H91ZM188 235H190V236L188 237ZM74 236L75 237L77 236V232H76V234ZM51 237H52V235H51ZM69 237H71V236H69ZM133 237H134V239H133ZM198 237H200V235ZM49 238L50 237H48V240H50ZM82 238H80V239H82ZM175 238H177V236ZM260 238H262V237H260ZM77 239H79V238H77ZM77 239L75 238L74 240H77ZM198 239L200 241V238H198ZM203 239H205V237H203ZM68 240H69V238H68ZM201 240H202V237H201ZM263 240H264V238H263ZM93 241H94V238H93ZM184 241H186V243H183ZM257 241H260V240H257ZM71 242H73V241H71ZM90 242H92V241L90 240ZM95 242H97V241H95ZM117 242H118V240L116 241V243ZM75 243L79 246V251L77 250L78 253L75 252V251L72 252V250L75 249V247H76ZM132 244H133V242H132ZM56 245H58V247ZM256 246L260 247L261 245L260 246L256 245ZM70 247H72L73 249L70 248ZM77 248L78 247H76V249ZM130 249L131 248H129V250ZM258 249L259 248H257V250ZM219 250H223V249H219ZM239 250H240V248H239ZM156 251H159L162 254L155 253ZM74 252L77 253V254L75 255ZM222 252H219L220 254H218L216 256L217 259L219 260L218 263L219 264H233L231 262L230 257H232L234 255L231 256L229 254L230 252H228L227 254H229L230 257L226 259L224 257L226 253L223 256ZM131 253H133V252H131ZM73 254H74V256H73ZM231 254H233V253H231ZM59 255H60V257H59ZM71 255H72V257L70 258ZM133 255H134L133 258H136V257L138 258V256L135 253H133ZM196 255L197 254H193L190 258L192 259V257H195ZM57 256H58L57 260L50 259V258H54L55 259ZM263 256H264V254H263ZM69 259H72V260H69ZM117 259H121V258H117ZM68 260L71 261V262H68ZM224 260H226V261H224ZM46 262H48V261H46ZM60 262H61V260H60ZM46 264H49V263H46Z\"/></svg>",
    "mask_w": 264,
    "mask_h": 264
},
{
    "label": "built area",
    "instance_id": "3",
    "mask_svg": "<svg viewBox=\"0 0 264 264\" xmlns=\"http://www.w3.org/2000/svg\"><path fill=\"white\" fill-rule=\"evenodd\" d=\"M93 162H95V161H93ZM92 168H93V163H92V165H89V167H86L87 171H90V169H92ZM122 183H124V182H122ZM138 195L139 196H142L144 199L143 200L140 199V198L134 199L133 202H131V203L128 202L130 204L128 207L127 206H124L120 201H117V204H118V206L120 208H123V212H124V211H126L125 208L126 209H129V208H132L133 206H136V205H144L146 201H150L151 200V197H150L151 195L150 194H143V195L138 194ZM146 196H148V199L147 200H145V197ZM8 203H11V200H8L7 202L6 201L1 202L0 203V207H5L6 205H8ZM139 246H141V247L140 248H137V249L132 247L131 250H129V251L135 253L138 256V258L136 257V258L132 259L130 261V264H135V259H139L141 257L144 258L145 251L148 248H150V247L151 248H155L156 245H155V243L153 244V242L150 241V243H148V245H146L145 243L139 242ZM128 248H130V247H128ZM117 260H119V259H117ZM125 261L126 260L123 258V259H121L119 261H116L115 264H120V263L124 264ZM111 264H114V262H112Z\"/></svg>",
    "mask_w": 264,
    "mask_h": 264
}]
</instances>
